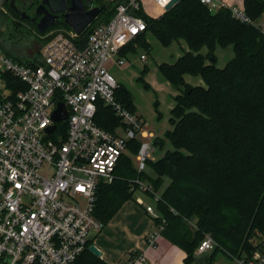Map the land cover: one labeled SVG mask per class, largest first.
I'll return each instance as SVG.
<instances>
[{"label": "trees", "instance_id": "1", "mask_svg": "<svg viewBox=\"0 0 264 264\" xmlns=\"http://www.w3.org/2000/svg\"><path fill=\"white\" fill-rule=\"evenodd\" d=\"M123 1L93 0L105 7L97 21L80 34L79 45L94 27L108 22ZM5 5L15 14L9 0ZM243 8L258 21L264 14V0H244ZM139 14L147 30L123 54H136L140 46L149 53L147 32L164 45L180 40L188 45L176 60L158 64L159 72L178 91L170 111L171 127L165 131L174 149L147 160L154 176L139 171L131 157L122 153L113 181L98 184L94 216L104 227L126 201L135 199L139 186L134 180L140 179L159 194L155 203L160 216L154 220L157 225L165 220L161 234L185 250V264L194 263L197 248L208 234L216 243L211 262L220 252L247 260L264 244V31L255 23L235 18L229 7L214 10L201 0H180L158 17L143 10ZM58 28L71 29L63 18L48 29ZM48 39L45 36L40 50ZM0 45L21 63L41 62L40 50L39 59L34 55L27 61L7 49L2 40ZM219 46L234 50L223 67L217 65ZM147 70L145 66L137 78L145 88L150 87L145 80ZM187 74L200 76L203 84L187 82ZM116 96L136 113L134 93L126 84L119 82ZM94 119L111 132L123 126L104 101H98ZM155 143L162 147L164 140L158 138ZM140 145L141 139L135 137L127 148L138 153ZM166 178L169 183L165 185ZM146 194L153 199L150 192ZM90 244L78 263L109 264L90 251Z\"/></svg>", "mask_w": 264, "mask_h": 264}, {"label": "built area", "instance_id": "2", "mask_svg": "<svg viewBox=\"0 0 264 264\" xmlns=\"http://www.w3.org/2000/svg\"><path fill=\"white\" fill-rule=\"evenodd\" d=\"M161 10L171 0H151ZM146 0L120 2L114 15L97 25L79 45L80 34L58 28L46 34L41 62L26 64L8 55L0 45V264H79L91 231L103 223L94 216L98 184L111 182L119 157L132 138L153 135L145 121L117 99L119 80L107 62L127 66L122 51L147 30L139 14ZM210 8L214 0H201ZM233 16L255 23L244 8L228 6ZM79 40V41H78ZM148 60V53L138 56ZM98 101L112 107L123 126L118 132L100 127L94 117ZM68 117L54 120L58 103ZM55 125L51 132L48 129ZM155 150L152 140H141L138 170L146 169ZM137 191L153 186L140 179ZM145 211L159 217L154 205L136 197ZM165 220L150 234L148 244L160 237ZM208 234L197 252L214 249ZM145 260L142 253L130 255L128 264ZM243 264H264V244Z\"/></svg>", "mask_w": 264, "mask_h": 264}, {"label": "rangeland", "instance_id": "3", "mask_svg": "<svg viewBox=\"0 0 264 264\" xmlns=\"http://www.w3.org/2000/svg\"><path fill=\"white\" fill-rule=\"evenodd\" d=\"M4 8L2 5L0 10V40L3 41L7 49L24 60H32L34 55H37L39 59V50L45 39V35L54 29H48L43 35V33L38 30L37 26L26 23L12 14L8 15L4 11ZM145 9L153 16H158L161 13V9L151 0H147L145 3ZM99 15L91 22V24L97 21ZM146 37L152 47V49L149 51V60L146 62L138 61V63H135L136 65L133 64L131 68H126V66H118L114 62L110 61L107 62V66L116 77L120 76L122 83L126 84L132 90L135 96V104L137 106L138 113L142 114L146 119V128L149 132H154L157 134L153 137L140 136L141 140H152L154 143L155 150L151 153L150 159L155 160L162 156L166 150L174 149L171 141L166 138L165 131L171 127L169 123L171 111L170 106L173 101L172 97L178 92L177 89L161 75L157 64L162 62H170L172 58H178L183 52L182 50H186L188 48V45L184 40L174 41L169 45H164L154 34L150 32L146 33ZM144 50L145 48L140 46L137 48L136 54L132 53L130 55L135 56ZM202 52H207L206 47L202 49ZM216 55L217 65L219 67H223L225 66L226 62L234 55L233 47L229 46L223 48L219 46L216 49ZM145 66L148 67V70L145 73V80L150 84L149 88H145L143 84L137 80L141 70ZM158 138L164 140L162 147H159L155 143ZM125 152L131 157L135 167L138 169V161L136 158L137 153L130 150V148H127ZM145 172L151 176H154L155 174L149 164L147 165ZM167 183H169L168 178L165 180V185ZM140 192L141 191H136L134 198L141 195L146 203L150 202L151 204H156V200L154 198L152 199L145 193L141 194ZM91 234L94 236L96 233L91 231ZM212 253L213 249L199 253L196 252L193 264H203L206 258L210 254L212 255ZM220 261L224 264L228 262L227 258H225L223 255L220 256ZM128 262L129 258L127 257L124 258L120 264H128ZM211 264L217 263L213 262Z\"/></svg>", "mask_w": 264, "mask_h": 264}, {"label": "crops", "instance_id": "4", "mask_svg": "<svg viewBox=\"0 0 264 264\" xmlns=\"http://www.w3.org/2000/svg\"><path fill=\"white\" fill-rule=\"evenodd\" d=\"M214 1H215V5L211 9L216 10L222 6H226V7L238 6L243 8L244 0H214ZM163 12L164 11L161 10V13L159 15H161ZM158 16H153V17H158ZM258 21L264 22V14ZM186 50H188V48ZM138 55L139 54L135 56H132L130 54L127 55V59L130 60V63H128L126 68H131V66H133V64L136 65L135 63H138V61L146 62L138 59L137 58ZM149 59H150V55L148 53V60ZM176 59L177 58H172L171 61ZM185 78L186 81L189 83L203 84V79L200 76H193L187 74ZM117 79L119 80V82H122L120 76L117 77ZM174 96L172 97L173 101L170 106L171 109L174 105ZM136 113L138 116L143 118L145 124L147 125L144 116L138 113V110L136 111ZM146 125H145V129L147 130V132H149L148 129L146 128ZM149 133H151L153 136L157 135L154 132H149ZM140 193L144 194L142 191ZM142 199L144 200L143 197ZM133 201L136 203H134ZM149 204L151 203L149 202ZM154 207L156 208V204L154 205ZM157 228L158 225L156 224L153 216L145 211L144 205L138 202V200L135 197L134 200L131 199L126 201L123 204V206L119 209V211L115 214V216L108 223H106L100 231H94L96 233L94 234V236L90 232L88 238L91 243L96 244L101 249L103 254L99 258H101L102 260H104L109 264H120L124 258L127 257L129 258L131 252L136 250H139L142 253V255H144L145 260L135 261L132 264H185V260H184L186 257L185 250L182 249L177 244L171 242L165 236L160 235V237L155 241L154 244L152 245L148 244V238L150 234L155 232ZM221 255L227 258L228 262L226 264H243L239 259L230 258L229 256H227L222 252L216 255L213 262L217 264H224L223 262L220 261ZM210 257L211 254L206 258L203 264L213 263L211 262Z\"/></svg>", "mask_w": 264, "mask_h": 264}, {"label": "water", "instance_id": "5", "mask_svg": "<svg viewBox=\"0 0 264 264\" xmlns=\"http://www.w3.org/2000/svg\"><path fill=\"white\" fill-rule=\"evenodd\" d=\"M89 0H42L41 6L37 12H44V14L37 21V28L40 32L45 33L51 27L59 14H62L67 24L77 33H82L91 22L101 13L105 6H92L87 7L86 2ZM180 0H171L166 6L165 10L170 9ZM4 0H0V10ZM11 7L17 14L23 18H30V15L22 11L16 4V0L10 1ZM43 7V8H41ZM35 21V17L32 18ZM68 117V111L64 103L59 102L57 108L53 112L54 120H63ZM55 129V125L51 126L48 131L51 132ZM96 256L101 257V249L94 243L89 246Z\"/></svg>", "mask_w": 264, "mask_h": 264}, {"label": "flooded vegetation", "instance_id": "6", "mask_svg": "<svg viewBox=\"0 0 264 264\" xmlns=\"http://www.w3.org/2000/svg\"><path fill=\"white\" fill-rule=\"evenodd\" d=\"M10 1L9 0V4H10ZM5 2L6 0H4L3 2V8H4V11L10 15H14L16 17H18L20 20L26 22V23H29V24H32V25H35L37 26V21L40 19V17L44 14V12H40L38 13L37 12V9L41 6V3H42V0H16V4L17 6L22 10V11H25L27 14L30 15V18H23L20 14H17L15 12V14L7 7V5H5ZM5 5V6H4ZM86 5L88 8L92 7V6H97L96 3L93 2V0H89L86 2ZM11 6V5H10ZM12 8V7H11ZM43 8V7H41ZM13 9V8H12ZM14 10V9H13ZM35 17V21H32V18ZM61 18L64 19L63 15L62 14H59V16L57 17V20L55 21V23L58 22V20H60ZM54 23V24H55ZM53 24V25H54Z\"/></svg>", "mask_w": 264, "mask_h": 264}]
</instances>
